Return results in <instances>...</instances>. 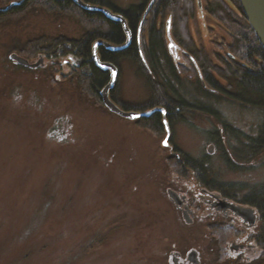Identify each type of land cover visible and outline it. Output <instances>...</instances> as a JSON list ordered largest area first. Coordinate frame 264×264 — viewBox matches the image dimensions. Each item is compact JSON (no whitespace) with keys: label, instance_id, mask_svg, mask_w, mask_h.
Wrapping results in <instances>:
<instances>
[{"label":"rangeland","instance_id":"1","mask_svg":"<svg viewBox=\"0 0 264 264\" xmlns=\"http://www.w3.org/2000/svg\"><path fill=\"white\" fill-rule=\"evenodd\" d=\"M24 1L0 0V11ZM111 1L127 9L142 0ZM207 1L197 0L189 28L196 44L212 53L231 40L205 11ZM75 11L28 6L0 18V264H174L173 255L192 250L199 252L201 264H219L210 249L212 233L225 239L228 229L212 232L198 200L194 216L187 211L193 220L187 221L169 194L190 193L193 186L181 177L180 154L204 160L221 184L244 188L237 202L264 183V154L239 159L233 134L200 108L176 121L169 136L166 129L156 134L112 112L101 94L100 100L77 83L69 68L73 58L23 54L28 42L41 36L85 34L86 21ZM166 31L170 42V24ZM140 34L146 41V30ZM175 44L171 54L193 103L196 95L202 98L193 58ZM13 54L31 63L44 57V64L25 67L11 59ZM117 67L110 96L115 91L128 105L147 103L149 87L135 61L123 58ZM217 102L213 107L229 123L254 135L258 112Z\"/></svg>","mask_w":264,"mask_h":264},{"label":"trees","instance_id":"2","mask_svg":"<svg viewBox=\"0 0 264 264\" xmlns=\"http://www.w3.org/2000/svg\"><path fill=\"white\" fill-rule=\"evenodd\" d=\"M36 1H44L48 4H40ZM85 1L108 7L127 18L133 35L130 46L120 52H109L101 46L99 53L103 61L112 62L117 66L123 58L135 61L146 78L150 92L147 103L128 105L115 95V91L111 93L112 99L119 106L121 105V108L139 112L158 107L165 110L136 119L138 125L159 134L166 129L165 118L170 128H173L176 121L185 120L190 109L200 108L214 114L217 121L233 134L236 141L233 151L239 159L251 161L264 154V47L244 15L241 0L207 1L205 11L229 33L231 40L227 44L226 42L217 44L212 53L196 44L189 28V21L196 14L197 0L196 2L195 0H155L153 3V0H142L140 4L131 5L127 9H120L111 0ZM149 5L152 8L146 14ZM28 6H43L64 13L68 10H76L80 18L85 19L86 31L80 38L41 36L30 40L27 44L29 46L22 52L29 57L41 53L45 58L53 60L66 56L73 58L74 63L69 65L73 79L77 83H82L89 92L101 100L98 91L108 84L110 73L102 70L94 62L93 44L99 39L123 44L126 41L123 25L100 11L81 8L73 0H25L15 7L1 10L0 18L23 13ZM143 23L147 26V29L142 27V31L145 29L147 32L146 41H140L142 38L140 27ZM169 23L172 38L188 56L193 58L196 89L202 97L198 99L199 95H196V101L193 103L185 95L188 90L183 85L184 74L180 73L169 49L166 35ZM61 50L75 55H59ZM75 59L90 67V75H86L82 67L77 68ZM217 101L219 103L230 101L239 104L241 108L258 112L261 120L255 125L256 130L251 128L255 131L254 135H247L218 113L219 111L213 107V103ZM176 150L181 151L178 147ZM180 156L177 167L180 169L181 177L189 178L194 185L206 184L234 201L237 199V192L245 190L240 186L221 184L213 174L211 177L207 165L203 164L204 160H197L183 151ZM239 202L254 208L259 215L261 222L257 240L264 250V183L253 188ZM221 227L226 228L213 225L211 230L218 232ZM212 234V237L217 236L216 233ZM262 257L264 261V255Z\"/></svg>","mask_w":264,"mask_h":264},{"label":"flooded vegetation","instance_id":"3","mask_svg":"<svg viewBox=\"0 0 264 264\" xmlns=\"http://www.w3.org/2000/svg\"><path fill=\"white\" fill-rule=\"evenodd\" d=\"M107 51L112 52L110 50ZM59 55L75 54L66 53L64 50H61ZM68 61L69 60L66 62ZM75 63L77 68H83L85 66V64L80 60H75ZM83 70L85 71L84 68ZM189 192L190 193L178 192L183 198V204L181 206H177L180 210H189V212L194 216L195 209L198 208L195 201L198 200L200 204H203L202 215L204 217L201 218H208L211 220V226H225L229 231L225 239L220 236H213L214 238L212 237L214 246H210V249H215V255L218 257L217 262H219V264H264V261L262 260L264 250L261 246H259L257 240V235L259 233L258 228L261 222L260 217H257L254 224H251L244 217H241L239 214L234 212L231 208H221L219 204L224 200L235 202L237 204L241 203L223 195V193L217 189L210 188L206 184H193V186L191 185ZM189 194L193 198L192 201L190 200ZM223 222L226 224L222 225ZM193 251L196 252V256H193ZM198 254L199 252L197 250L189 251L186 256L183 253L178 252L177 255H173L174 264H201Z\"/></svg>","mask_w":264,"mask_h":264},{"label":"water","instance_id":"4","mask_svg":"<svg viewBox=\"0 0 264 264\" xmlns=\"http://www.w3.org/2000/svg\"><path fill=\"white\" fill-rule=\"evenodd\" d=\"M73 1L76 4L80 5L83 9L100 11V12L104 13L106 16H108L110 19H112L116 22H120L123 25L124 29L126 30V33L128 36L127 42L121 46L112 45V44H110L104 40L103 41L100 40V41L95 42V44L93 46V60H94V62L102 70L110 72V81L103 88V90L100 92L104 105L107 108H109L112 112H114L120 116H123L125 118L132 119V120H136V119L141 118V117H148L156 111L165 112V110L163 108H160V107L150 109V110H147L144 112L124 110L119 105H117V103H115L113 101V99L110 96V90L112 88H114V86H115L116 80L118 78L119 69L114 63L109 62V61H103L100 58V56L98 54L99 53L98 47L99 46H105L106 49L110 50V51H112V50L119 51V50L126 49L129 46V44L131 42V38H132V34H131V30H130L129 25H128L127 18L123 14L113 12L111 9H109L107 7L89 4V3L85 2L84 0H73ZM154 1L155 0H153L152 3ZM241 4H242V8H243V12H244L245 17L249 21L250 25L253 27L254 31L256 32L258 39L260 40L261 44L264 47V0H241ZM169 31H170V28H169ZM170 38L172 39V37H170ZM174 45H176V44L172 39L169 43L170 52L172 51L171 49L173 47H175ZM11 59H14V60L18 61L19 63L26 65L28 67H31V68L40 67L42 64H44V60H45L44 57H41L37 62L31 63L26 58L19 56V55H16V54L11 55ZM85 72L89 73V69L85 68ZM165 123H166V129H167L168 136H169L171 133V129L168 125L166 118H165ZM169 194H170L171 198L176 202L177 206H181L183 204V198H181L177 192H175L174 190H169ZM219 205L221 208H231L234 212L239 214L241 217H244L251 224H254L257 220V217H259V215H257V213H256V210L250 206L246 207L244 205L237 204L235 202L226 201V200L221 201V203ZM187 211H189V210L185 209L183 211V213H184L186 220L190 222L192 220V218L191 217L188 218L189 215H188ZM192 254H193V256H196L195 251H193Z\"/></svg>","mask_w":264,"mask_h":264},{"label":"bare ground","instance_id":"5","mask_svg":"<svg viewBox=\"0 0 264 264\" xmlns=\"http://www.w3.org/2000/svg\"><path fill=\"white\" fill-rule=\"evenodd\" d=\"M85 1V0H84ZM86 2V1H85ZM88 3V2H87ZM78 5V4H77ZM79 7H81L80 5H78ZM82 8V7H81ZM151 6L149 5L148 6V8H147V10H146V14L147 13H149L150 12V10H151ZM91 11V10H90ZM146 14L144 15V17L146 16ZM130 28V27H129ZM131 30V29H130ZM140 31L142 32V28L140 27ZM125 32H126V30H125ZM131 34H132V32H131ZM167 38H168V36H167ZM169 39V38H168ZM173 39V38H172ZM100 40H104V41H107L108 43H110V44H112V45H115V46H121V45H124L126 42H127V40H128V36H127V33H126V41L123 43V44H116V43H113V42H110V41H108V40H105V39H99V40H97V41H100ZM132 40H133V35H132V38H131V42H130V44L132 43ZM96 41V42H97ZM173 41L175 42V40L173 39ZM170 43V42H169ZM94 44H95V42H94ZM94 44H93V46H94ZM130 44H129V46H130ZM178 45V44H177ZM128 46V47H129ZM179 46V45H178ZM101 47V46H100ZM105 47V46H104ZM127 47V48H128ZM180 47V46H179ZM181 48V47H180ZM105 49H106V47H105ZM181 50L183 51V49L181 48ZM120 51H122V50H119V51H115V50H112V52H120ZM98 52H99V47H98ZM185 52V51H184ZM99 55H100V53H98ZM89 71L91 72V70H90V67H89ZM171 134V133H170Z\"/></svg>","mask_w":264,"mask_h":264},{"label":"snow or ice","instance_id":"6","mask_svg":"<svg viewBox=\"0 0 264 264\" xmlns=\"http://www.w3.org/2000/svg\"><path fill=\"white\" fill-rule=\"evenodd\" d=\"M164 143H165V146H167V141L166 140L164 141Z\"/></svg>","mask_w":264,"mask_h":264}]
</instances>
